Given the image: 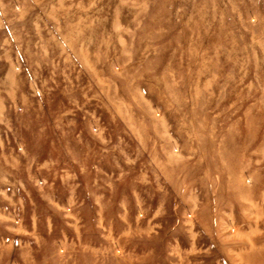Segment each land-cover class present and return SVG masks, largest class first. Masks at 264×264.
I'll return each mask as SVG.
<instances>
[{
	"label": "rangeland",
	"instance_id": "obj_1",
	"mask_svg": "<svg viewBox=\"0 0 264 264\" xmlns=\"http://www.w3.org/2000/svg\"><path fill=\"white\" fill-rule=\"evenodd\" d=\"M0 264H264V0H0Z\"/></svg>",
	"mask_w": 264,
	"mask_h": 264
}]
</instances>
